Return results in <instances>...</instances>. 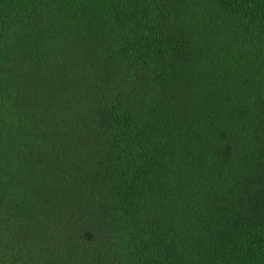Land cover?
I'll return each instance as SVG.
<instances>
[{
	"label": "trees",
	"instance_id": "16d2710c",
	"mask_svg": "<svg viewBox=\"0 0 264 264\" xmlns=\"http://www.w3.org/2000/svg\"><path fill=\"white\" fill-rule=\"evenodd\" d=\"M0 264H264V0H0Z\"/></svg>",
	"mask_w": 264,
	"mask_h": 264
}]
</instances>
